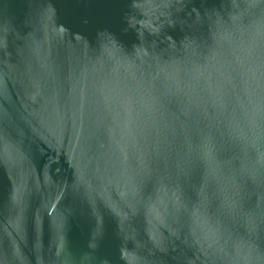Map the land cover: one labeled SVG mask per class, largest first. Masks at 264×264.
I'll return each instance as SVG.
<instances>
[{"label":"water","instance_id":"obj_1","mask_svg":"<svg viewBox=\"0 0 264 264\" xmlns=\"http://www.w3.org/2000/svg\"><path fill=\"white\" fill-rule=\"evenodd\" d=\"M0 264H264V0H0Z\"/></svg>","mask_w":264,"mask_h":264}]
</instances>
